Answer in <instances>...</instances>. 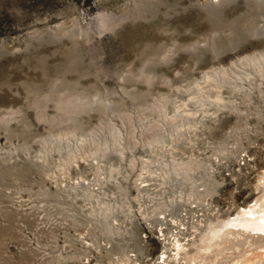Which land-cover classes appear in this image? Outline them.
<instances>
[{"label": "rangeland", "instance_id": "rangeland-1", "mask_svg": "<svg viewBox=\"0 0 264 264\" xmlns=\"http://www.w3.org/2000/svg\"><path fill=\"white\" fill-rule=\"evenodd\" d=\"M262 31L264 0H0V264H162L255 205Z\"/></svg>", "mask_w": 264, "mask_h": 264}, {"label": "bare ground", "instance_id": "bare-ground-1", "mask_svg": "<svg viewBox=\"0 0 264 264\" xmlns=\"http://www.w3.org/2000/svg\"><path fill=\"white\" fill-rule=\"evenodd\" d=\"M259 37H264L263 31ZM237 62L264 64V51L239 58ZM256 196L257 201L250 208L245 207L235 215L228 212L227 216L215 221H204L207 225L205 234H200L206 226L204 223L192 227L194 231L191 238H182L186 229L177 228L172 231L173 241L165 247V256L161 257L160 262L169 264L173 260L180 264H264V176L260 179ZM131 262L137 264L136 260Z\"/></svg>", "mask_w": 264, "mask_h": 264}]
</instances>
